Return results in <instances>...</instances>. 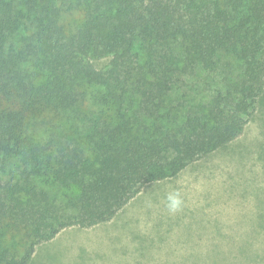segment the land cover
I'll return each instance as SVG.
<instances>
[{
    "label": "trees",
    "instance_id": "obj_1",
    "mask_svg": "<svg viewBox=\"0 0 264 264\" xmlns=\"http://www.w3.org/2000/svg\"><path fill=\"white\" fill-rule=\"evenodd\" d=\"M263 91L264 0H0V264L226 147Z\"/></svg>",
    "mask_w": 264,
    "mask_h": 264
},
{
    "label": "rangeland",
    "instance_id": "obj_2",
    "mask_svg": "<svg viewBox=\"0 0 264 264\" xmlns=\"http://www.w3.org/2000/svg\"><path fill=\"white\" fill-rule=\"evenodd\" d=\"M82 19L65 17L72 31ZM29 264H264V91L236 140L146 184L112 220L61 230Z\"/></svg>",
    "mask_w": 264,
    "mask_h": 264
},
{
    "label": "clouds",
    "instance_id": "obj_3",
    "mask_svg": "<svg viewBox=\"0 0 264 264\" xmlns=\"http://www.w3.org/2000/svg\"><path fill=\"white\" fill-rule=\"evenodd\" d=\"M168 201H169V203H168L167 207H168V210L170 212L178 211L180 209V207L182 206V203H183L182 198H181L178 191L175 192L174 194L169 195Z\"/></svg>",
    "mask_w": 264,
    "mask_h": 264
}]
</instances>
